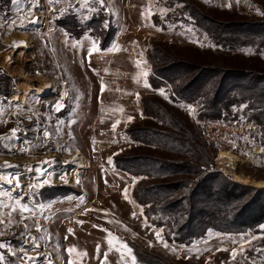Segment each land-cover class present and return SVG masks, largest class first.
I'll use <instances>...</instances> for the list:
<instances>
[{"label": "rangeland", "instance_id": "1", "mask_svg": "<svg viewBox=\"0 0 264 264\" xmlns=\"http://www.w3.org/2000/svg\"><path fill=\"white\" fill-rule=\"evenodd\" d=\"M105 2L0 0V165L18 166L0 167V264H125L121 243L137 264H264V222L177 236L196 192L204 205L233 182L219 156L264 190V0H163L151 16L148 0ZM174 203L183 215L164 212Z\"/></svg>", "mask_w": 264, "mask_h": 264}, {"label": "trees", "instance_id": "2", "mask_svg": "<svg viewBox=\"0 0 264 264\" xmlns=\"http://www.w3.org/2000/svg\"><path fill=\"white\" fill-rule=\"evenodd\" d=\"M169 164V163H167ZM191 172L197 175L196 183L200 184L198 190L207 188L205 181L210 172L207 169L201 167V164L192 163L189 165ZM184 169V168H180ZM187 169V168H186ZM186 169L182 170L185 171ZM253 190L254 193L261 197L264 194V190L253 188L252 186H244L234 182H224L222 186H218L215 190L212 189V193L207 192V203L203 205L204 199L198 197L203 192H196L195 200L189 205V209L186 213V218L183 220V224L178 227L177 236L180 238H197L202 237L209 229L223 231V232H245L252 230L258 224L264 222V195L253 206H249V201L242 204L238 211L234 213L235 209H231V199L239 201V193H248ZM162 191V190H161ZM168 191V189L163 190ZM180 196V194L178 195ZM203 196V195H202ZM212 201V202H211ZM177 202V201H176ZM180 203V201H178ZM178 203H174L165 207V211L161 209V213L167 212L170 215L179 216L182 214ZM233 205V204H232ZM183 205L181 204V207ZM233 211V212H231ZM183 215V214H182ZM182 221V220H181Z\"/></svg>", "mask_w": 264, "mask_h": 264}, {"label": "snow or ice", "instance_id": "3", "mask_svg": "<svg viewBox=\"0 0 264 264\" xmlns=\"http://www.w3.org/2000/svg\"><path fill=\"white\" fill-rule=\"evenodd\" d=\"M16 2L18 3L19 0H16ZM58 2H59V0H49V3H58ZM93 2H94V3H98L99 5H101L102 8H105V7H106V2H105V0H93ZM162 2H163V0H148V8L145 9V12L142 13V16H151V15H152V11H151V9H152L153 7H156L159 3H162ZM87 3H88V0H84V4H85V6H87ZM229 6H230V5H229ZM93 10H95V9H93ZM157 10H158L161 14L166 15L167 12H168L170 9H169V8H162V7H161V8H158ZM258 11H259V10H258ZM20 20H21V23L18 25V27H24V23H23V21H24V17H20ZM30 22H31V23H35V20L30 21ZM22 43H23L22 41H21V42L13 41V43H12L11 46H12V47H18V46H19L20 44H22ZM92 51H98V49L94 46L93 49H92ZM244 51L250 53L252 50H251V49H247V50H244ZM145 75H147V73H145ZM144 86H145V87H150L147 83H145ZM102 91H103V85H102ZM159 92H160L161 95H165L164 89H160ZM137 98H139L138 94H137ZM166 98H167V97H166ZM61 107H63L62 104L57 105L56 110L59 111ZM189 108H190V110H191V106H189ZM121 110H122V109H121ZM141 115H142V114H141ZM132 119H133V117H131V116L128 117V120H129V121H131ZM117 123H119V121H117ZM115 127H116V124H113V129H115ZM16 132H17V129H16V128L11 129L12 136H15ZM44 135L47 137V136L49 135V133H48L47 131H45V132H44ZM7 138H8V137H0V140H4V139H7ZM20 150H21V151H27L28 149H24V148H22V149H20ZM262 151H264V149H262ZM109 162L111 163V158H109ZM41 163H42V164H43V163H49V161H46V160H45V161H42ZM0 167L11 168V167H18V166H16V165H12V164H10L8 161H5L3 165H0ZM38 171H39V169H38ZM7 182H8L9 184H11V183H13V180H12V179H8ZM135 182H136V178L134 177V178H133V183H135ZM17 184H18V179H17ZM124 196H125V199H128L129 194H128V190H127V189L124 190ZM130 202H133V203H134V201H130ZM23 210H24V211H27L28 209H27L26 206H25V207L23 208ZM133 215H135V213H133ZM0 222H2V221H0ZM145 226H147V224H146ZM36 227H37V230H41L39 225H37ZM94 227H95V225H94ZM261 228L264 229V225H262ZM105 231H106V230H105ZM161 231H162V230H161ZM69 232H72V230L69 229ZM0 235H3V233H0ZM156 235H157V239L160 240V242L163 244V246L167 248V247H168V244H167L166 241H163L162 237L160 236V232H159V231L156 233ZM257 238H258V237H253L252 239H257ZM33 240H35V238H33ZM118 240H119L118 237H115V236H113L111 233H109L108 244H109L110 246L113 245V242H114V241H118ZM34 246L37 247V248L40 247V245H39L38 243H36ZM0 249H7L9 252L12 251V249H11L7 244H5V243H0ZM121 249H122V251H121ZM111 250H112V248L110 247V248H109V251H111ZM116 250H117V251H121V258H122V259H124L125 256H127V257L129 258V260H125V264H137V258H136V256L133 254V249H132L131 247H129V246L127 245V243H121V248L116 249ZM173 250H175V249H173ZM66 251L69 252V253H76L77 256H85V255H87V253H79V252H77V250H76L74 247H73V248H69V249H67ZM97 251H99V245H97ZM256 251H264V250H262V249H256ZM13 254H14V253H13ZM104 255H105V261H106V260H107V253H105ZM232 255H233V258H235V255H236L235 250L233 251ZM24 256H25V257L27 258V260H29V261H34V260L36 259V257L28 256L26 251L24 252ZM4 260H5V254H4V252H0V262H2V261H4ZM48 264H52V261H51L50 259L48 260ZM68 264H76V261H75V260H69V261H68ZM102 264H104L103 261H102Z\"/></svg>", "mask_w": 264, "mask_h": 264}, {"label": "bare ground", "instance_id": "4", "mask_svg": "<svg viewBox=\"0 0 264 264\" xmlns=\"http://www.w3.org/2000/svg\"><path fill=\"white\" fill-rule=\"evenodd\" d=\"M71 156H72L73 161H75V163L77 165L82 166V167L86 166L84 164V162H83L82 156H81V154H80L79 151H75ZM217 161L220 162L221 164H223L224 166L230 165V164L232 166H234L232 164V160H230L229 158L225 157L224 155L219 156L218 159H217ZM231 167L230 168H229V166H226L225 168H222L221 167V170L222 171H224V172H230L231 173V179H230V181H233L234 183H238V184H241V185H244V186H249V185H252V186L255 185L256 186V184H254L247 177L242 176V175H239V174H236L235 173V169H232ZM68 174H65L62 177H59V179H57L56 181L57 182H60L61 184L62 183H65L66 180H67L66 179L67 177H70V180H76L77 177H76L75 174H72V172H71V174L69 176H68ZM59 264H62V262H59Z\"/></svg>", "mask_w": 264, "mask_h": 264}, {"label": "built area", "instance_id": "5", "mask_svg": "<svg viewBox=\"0 0 264 264\" xmlns=\"http://www.w3.org/2000/svg\"><path fill=\"white\" fill-rule=\"evenodd\" d=\"M222 173L224 174V176L226 177V179H228V180L231 179V173L230 172H224V171H222Z\"/></svg>", "mask_w": 264, "mask_h": 264}]
</instances>
